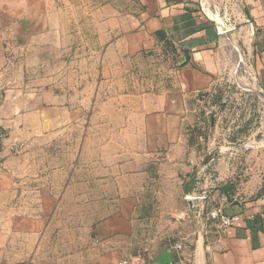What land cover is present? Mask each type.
<instances>
[{
  "label": "crops",
  "instance_id": "obj_1",
  "mask_svg": "<svg viewBox=\"0 0 264 264\" xmlns=\"http://www.w3.org/2000/svg\"><path fill=\"white\" fill-rule=\"evenodd\" d=\"M210 1L0 0V264H264V0Z\"/></svg>",
  "mask_w": 264,
  "mask_h": 264
},
{
  "label": "water",
  "instance_id": "obj_2",
  "mask_svg": "<svg viewBox=\"0 0 264 264\" xmlns=\"http://www.w3.org/2000/svg\"><path fill=\"white\" fill-rule=\"evenodd\" d=\"M212 21L216 24L219 30L221 31H227L228 28L223 23L219 22L217 19L212 18ZM225 27V28H224ZM224 28V30H222ZM261 136V135H260ZM259 139V138H258ZM223 157L221 154V150L219 148H215L214 150L210 151L206 157L204 158L203 162H201L187 177L184 185H183V196L186 198L190 210H191V216L193 219V223L196 230V236L199 241H202L204 237V232L201 228V224L199 222V209L197 206V202L200 200V198L206 197L207 195L204 193H198L197 189L199 187V181L201 179V174L203 171H208L212 175H217V171L213 168L214 164L218 159ZM215 178V176H214ZM197 263V262H196ZM195 263V264H196Z\"/></svg>",
  "mask_w": 264,
  "mask_h": 264
},
{
  "label": "rangeland",
  "instance_id": "obj_3",
  "mask_svg": "<svg viewBox=\"0 0 264 264\" xmlns=\"http://www.w3.org/2000/svg\"><path fill=\"white\" fill-rule=\"evenodd\" d=\"M219 2H221V0H218ZM202 3L204 4L203 6H204V9L206 8V7H213V4H212V2L210 1V0H202ZM219 7H220V5H219ZM221 8V7H220ZM220 11V10H219ZM223 13V12H222ZM222 16H223V14H222ZM248 66H245L244 67V74L246 75V77H247V81H246V83H245V87H246V89H250L251 91H255V89H254V82H253V79H252V77H251V75L249 74L251 71L250 70H248ZM253 98H252V101L250 102V105H248L247 106V109L248 110H246L245 108H242V112H245V111H247L248 112V114L249 113H251V116H250V118L251 117H253V109H254V113H255V116L253 117V119H254V125H253V127H255L254 128V132H252V135H251V138H252V141H255L256 140V138L258 139H261V137L263 136V134H264V98L261 96V94L259 95L258 94V91H256V92H254L253 93ZM262 99H261V98ZM255 105V106H254ZM255 107V108H254ZM259 127H260V129L262 128L263 129V131L262 132H260L261 133V136L258 134V136H257V134H255V129H259ZM226 133V132H225ZM233 134H232V131H231V133H226V136H225V138L226 139H230V137H233L232 136ZM240 141H242V142H240ZM240 141H237L238 143H243L244 141H245V139H244V137L242 136H240ZM258 144H264V138L262 139V140H260L259 142H258Z\"/></svg>",
  "mask_w": 264,
  "mask_h": 264
},
{
  "label": "built area",
  "instance_id": "obj_4",
  "mask_svg": "<svg viewBox=\"0 0 264 264\" xmlns=\"http://www.w3.org/2000/svg\"><path fill=\"white\" fill-rule=\"evenodd\" d=\"M228 202L227 197L223 196L217 204L213 207V209L209 212V218L216 221L217 226L221 232H226L236 220L235 216H230L224 212V207ZM178 248H181V245H177ZM122 264H127L124 261Z\"/></svg>",
  "mask_w": 264,
  "mask_h": 264
},
{
  "label": "bare ground",
  "instance_id": "obj_5",
  "mask_svg": "<svg viewBox=\"0 0 264 264\" xmlns=\"http://www.w3.org/2000/svg\"><path fill=\"white\" fill-rule=\"evenodd\" d=\"M217 16V14H213V17H216Z\"/></svg>",
  "mask_w": 264,
  "mask_h": 264
}]
</instances>
